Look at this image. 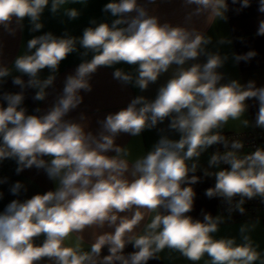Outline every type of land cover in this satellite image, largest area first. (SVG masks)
I'll return each mask as SVG.
<instances>
[{"label": "clouds", "instance_id": "1", "mask_svg": "<svg viewBox=\"0 0 264 264\" xmlns=\"http://www.w3.org/2000/svg\"><path fill=\"white\" fill-rule=\"evenodd\" d=\"M87 3L0 0V28L15 36L27 20L29 31L37 33L44 28L46 10L72 21L81 12L65 6ZM182 3L187 9L184 23L173 25L161 23L140 0H110L102 8L110 21L91 19L80 36L66 30L59 36L51 31L35 35L10 65L0 62V85L11 77L20 88L0 92V162L15 161L17 174L43 170L54 184V189L28 199H13L0 212V264H148L165 250L191 264H264V251L251 237L258 219L242 224L238 237L215 235L234 212L246 213L247 201L264 202V146L245 153L242 139L223 134L229 121L264 129V86L251 80L225 82L221 71L229 59L238 65L257 53L209 50L212 38L196 23L201 17L226 22L228 0ZM231 3L239 5L233 9L239 13L252 0ZM257 10L264 14V0H258ZM256 35L264 36V19ZM218 43L231 45L232 40L221 37ZM72 53L81 62L56 93L60 64ZM173 66L175 72L154 98L135 96L126 107L98 118L95 130L84 113L69 118L83 103L81 92L92 91L91 80L100 68H114L113 79L143 93ZM45 69L49 74L42 78ZM50 88L55 93L50 106L29 114L26 90L35 89L34 101H45ZM249 100L258 104L254 124L242 119ZM166 121L165 131L159 126ZM152 129H159L158 140L134 158L128 146L116 143L121 134L138 137ZM214 145L224 151L213 152L203 166L201 156ZM198 171L214 177L205 195L219 198L227 216L203 211V219L189 215L196 198L193 185L202 179ZM7 181L0 178V184ZM9 191L19 197L27 187L17 181ZM89 229L95 231L86 249L84 233ZM128 245L134 250L125 253ZM105 248L107 255L102 254Z\"/></svg>", "mask_w": 264, "mask_h": 264}, {"label": "crops", "instance_id": "2", "mask_svg": "<svg viewBox=\"0 0 264 264\" xmlns=\"http://www.w3.org/2000/svg\"><path fill=\"white\" fill-rule=\"evenodd\" d=\"M110 2V0H88L87 5L74 4L66 5L65 7H75L80 10L81 15L78 19L69 21L62 15L53 16L48 10H46L42 16V22L44 28L37 33L29 31L30 25L27 20L24 21V28L22 31H18L15 36L8 35L2 28H0V44L3 45V52L0 54V62L11 64L14 58L21 54L25 47L27 40L31 39L35 35H41L45 32L51 31L55 35H62L66 30L71 35H82L83 29L89 26L91 19H96L98 22L110 21L113 19L109 14L102 11L103 6ZM145 4L150 12L157 15L160 18V22H169L173 25L183 24L184 17L187 9L183 7L182 0H155V4H149L148 0H140ZM229 11L227 13L228 20L214 21L209 18L206 20L204 17L199 18L196 26L204 31L208 36L212 38V44H210V51H219L222 54H230L235 52L237 54H243L250 50L256 51L257 55L248 62L241 61L238 65H235L231 59L221 69L225 73V82L228 79H238L242 84H246L248 81H255L257 86H264V36H257L258 22L260 19H264V14L258 12V0H252L251 6L243 9L241 12L236 13L233 9L239 5H232L231 0H228ZM63 20V22H61ZM221 37H228L232 40V44L220 45L218 40ZM242 38V39H241ZM203 59V58H201ZM81 62V58L78 53L70 54L64 61L61 62L59 72L55 81V92L62 91L63 81L65 77L74 72L75 68ZM115 67L123 68L126 71H132L131 67L126 64H118ZM114 68H100L96 74H94L91 84L92 91L90 93L81 92L84 97L83 103L78 109L69 114V118L78 119L81 113H84L90 121V127L95 130L98 125L96 121L98 118H103L110 112H116L121 108L127 106L132 98L137 95H145L149 99L154 98L156 90L159 86L164 84L175 72V66L169 70L168 73L162 75L156 84L150 85L146 92L141 93L139 89L128 85L122 86L118 81L113 79L112 73ZM49 74L48 70L42 71V78ZM17 75V73H13ZM27 80V77H24ZM19 92V86H15L12 83V78L8 77L6 82L0 85V92ZM51 95L45 101H34L32 97L35 94V89L26 90V98L24 106L28 109L29 114H34V110L37 107L46 109L52 103L55 93L50 88L48 90ZM249 107L244 118H255V114L258 110V104L253 100L247 101ZM6 106V105H5ZM167 121L165 124L160 125L161 129L165 131ZM241 121H229L223 130H243ZM159 129L145 130L140 136L132 137L127 134H121L116 143L122 146H128L131 150L132 157H136L148 151L151 146L159 138ZM211 155V148L204 153L200 160L203 166H207V160ZM17 165L13 160H5L0 162V178L7 177V183L0 184V192H3V198L0 199V212H2L5 206L13 199H28L34 194L44 193L54 189V184L50 181L43 170H37L35 168L25 169L20 174H17L15 169ZM196 175L201 176L202 179L197 184L193 185L196 192V198L194 202V209L189 215L195 219H203L202 211L211 213L213 216L217 215V198L209 199L205 195L206 189L214 186V180L212 177H203L202 172H197ZM20 181L27 187L26 192H21L20 196H14L10 193V186ZM259 220L256 229L251 233V237L255 244L259 245V250L264 251V217L256 219H240V220H226V222L220 225V230L216 233V238L239 236V227L246 223ZM93 229H89L84 233V247L87 249L90 244L93 235ZM75 238L70 241L74 243ZM134 249L131 245H128L125 249V253L132 252ZM103 255H107V248L103 250ZM148 264H191L186 258L182 257L179 253L169 252L165 250L160 254V259H153ZM204 264V260L200 262Z\"/></svg>", "mask_w": 264, "mask_h": 264}, {"label": "built area", "instance_id": "3", "mask_svg": "<svg viewBox=\"0 0 264 264\" xmlns=\"http://www.w3.org/2000/svg\"><path fill=\"white\" fill-rule=\"evenodd\" d=\"M255 118L251 119V122L254 124ZM223 134H225L228 138H239L242 139L245 148L243 151L245 153L253 151L258 146H264V129H259L256 127H247L243 130H223ZM216 150L224 151L222 145H214L211 147V154ZM214 180V177H212ZM215 182V180H214ZM225 205L222 201L217 198V212L218 214H223L225 216L228 215L225 212ZM246 209L245 214H240L239 212H234L231 216V221L240 220V219H256L264 217V202H261L260 199H252L245 203L244 205Z\"/></svg>", "mask_w": 264, "mask_h": 264}]
</instances>
